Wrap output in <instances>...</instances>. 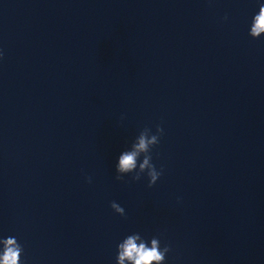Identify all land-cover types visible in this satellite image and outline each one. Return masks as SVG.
<instances>
[{
    "label": "clouds",
    "instance_id": "1",
    "mask_svg": "<svg viewBox=\"0 0 264 264\" xmlns=\"http://www.w3.org/2000/svg\"><path fill=\"white\" fill-rule=\"evenodd\" d=\"M262 8H264V5H262ZM259 19V18H258ZM260 29L254 27L252 31V35L254 37L259 36ZM0 56H2V53H0ZM157 131L163 135L164 129L160 126H157ZM160 141L156 136H153L151 141H148L145 139V137L141 136L140 142L137 145V148L139 150H147L148 144H158ZM136 152L131 153H125L120 156L119 158V171L120 172H127L132 170L135 167V161H136ZM151 157H147L145 159V163L141 165V169H143L146 165H148V160ZM151 171L149 172L150 180H149V187L153 186L157 180L162 175V170L157 173L155 165H151ZM117 179H122V177H117ZM133 179L139 180V175L133 177ZM11 243V241L9 242ZM153 247L148 248L144 244L137 245L135 243L134 238H129L124 245H121L120 247L124 249L120 254V261L121 264H123V260L125 258H128L133 261V264H151L152 261H159L164 259V254L157 250V241H152ZM165 251H168L167 248H165ZM17 258V251L9 249L7 253L4 256V262L5 264H15Z\"/></svg>",
    "mask_w": 264,
    "mask_h": 264
}]
</instances>
